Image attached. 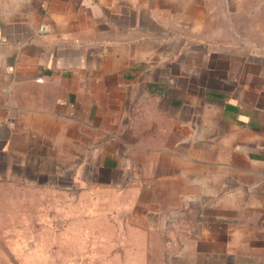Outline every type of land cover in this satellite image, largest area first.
<instances>
[{"label":"crops","instance_id":"1","mask_svg":"<svg viewBox=\"0 0 264 264\" xmlns=\"http://www.w3.org/2000/svg\"><path fill=\"white\" fill-rule=\"evenodd\" d=\"M213 5L0 0V264L58 212L134 263L264 264V72Z\"/></svg>","mask_w":264,"mask_h":264},{"label":"rangeland","instance_id":"2","mask_svg":"<svg viewBox=\"0 0 264 264\" xmlns=\"http://www.w3.org/2000/svg\"><path fill=\"white\" fill-rule=\"evenodd\" d=\"M224 1V4L221 2ZM212 41L215 48H229L235 52V59L245 53L243 62L260 65L264 72V0H212ZM223 4V5H222ZM239 63V59L234 60ZM264 74V73H263ZM57 230L47 227L40 232L39 240L33 246L8 248L10 264H139L132 249L123 246L130 242L131 233L119 230L112 224L100 225L101 222L88 223V230L83 233L89 241L88 246L80 245V233H72L66 238L63 223L65 216L57 214ZM47 221L46 217H44ZM43 219V217H42ZM159 241L160 238H154ZM159 256L160 249H154ZM161 264V263H154Z\"/></svg>","mask_w":264,"mask_h":264},{"label":"built area","instance_id":"3","mask_svg":"<svg viewBox=\"0 0 264 264\" xmlns=\"http://www.w3.org/2000/svg\"><path fill=\"white\" fill-rule=\"evenodd\" d=\"M41 30H43V27H41Z\"/></svg>","mask_w":264,"mask_h":264}]
</instances>
